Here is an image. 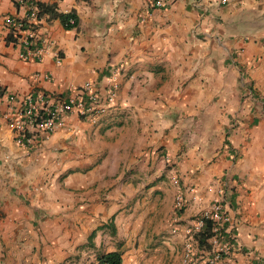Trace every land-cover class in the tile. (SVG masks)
Returning a JSON list of instances; mask_svg holds the SVG:
<instances>
[{"label":"crops","instance_id":"0c3cea01","mask_svg":"<svg viewBox=\"0 0 264 264\" xmlns=\"http://www.w3.org/2000/svg\"><path fill=\"white\" fill-rule=\"evenodd\" d=\"M155 1L51 0L76 24L45 13L47 51L23 62L6 25L23 12L0 0V264H181L219 192L222 264H264V0ZM112 78L115 103L95 123L74 113L17 144L5 114L23 97L88 82L103 95Z\"/></svg>","mask_w":264,"mask_h":264},{"label":"built area","instance_id":"2783aa9c","mask_svg":"<svg viewBox=\"0 0 264 264\" xmlns=\"http://www.w3.org/2000/svg\"><path fill=\"white\" fill-rule=\"evenodd\" d=\"M12 1L16 11L23 12L20 16L6 18L11 42L21 48L18 58L23 62L39 61L47 51L46 43L38 39L36 34L39 21L45 14L41 6L51 0ZM163 6L164 0H156L153 3L154 8ZM75 24L73 18H69L66 23L71 27ZM110 81L112 86L106 89L103 95L88 82L76 89V96L51 97L39 94L23 97L19 104L5 114L17 144L28 151L34 142L39 143L37 137L45 138L55 129L65 126L67 118L74 113L81 119L95 123L101 114L115 103L116 85L113 78ZM173 183L176 185L178 182L174 180ZM197 200V197L193 196L192 201ZM186 204L183 194L176 195L174 199L176 210L182 211ZM225 206L226 201L222 192H219L208 209L197 216L194 224L186 232L187 240L184 243L181 264H191L194 256L205 257L204 264H222L230 254L231 245L224 236L230 221ZM206 219L214 224L213 236L207 242L208 248L199 249L194 236L201 231ZM97 264L109 263L103 261Z\"/></svg>","mask_w":264,"mask_h":264},{"label":"trees","instance_id":"16d2710c","mask_svg":"<svg viewBox=\"0 0 264 264\" xmlns=\"http://www.w3.org/2000/svg\"><path fill=\"white\" fill-rule=\"evenodd\" d=\"M41 8L43 9L44 13L49 12L51 17L59 18V20L61 21V24L63 26H65L66 28H71V26H67L66 23H67V20L69 18H72L73 16L71 17L70 15H59L57 13H54V11L51 10V7L41 6ZM213 226H214L213 222L210 221L209 219H206L204 221V226L201 229V231H199L195 234V236H194L195 242L198 245L199 249L208 248L207 242L213 236V233H212ZM103 261H105L109 264H121L120 255L117 253H112V254H109V255L103 257L100 262H103Z\"/></svg>","mask_w":264,"mask_h":264}]
</instances>
